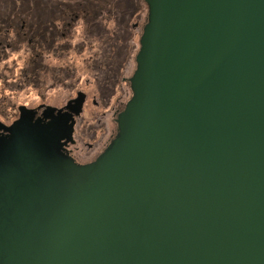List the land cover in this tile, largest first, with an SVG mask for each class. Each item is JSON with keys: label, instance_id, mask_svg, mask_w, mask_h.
Here are the masks:
<instances>
[{"label": "water", "instance_id": "1", "mask_svg": "<svg viewBox=\"0 0 264 264\" xmlns=\"http://www.w3.org/2000/svg\"><path fill=\"white\" fill-rule=\"evenodd\" d=\"M146 2L108 148L0 154V264H264V0Z\"/></svg>", "mask_w": 264, "mask_h": 264}, {"label": "flooded vegetation", "instance_id": "2", "mask_svg": "<svg viewBox=\"0 0 264 264\" xmlns=\"http://www.w3.org/2000/svg\"><path fill=\"white\" fill-rule=\"evenodd\" d=\"M31 2L33 10L28 5L27 10L0 11V154L16 139L35 143L38 136L59 156L86 166L118 135V116L133 94L131 79L148 23V4L146 0ZM80 22L78 33L74 29ZM15 53L22 54L20 61L9 69V55ZM72 54L75 59L67 64ZM77 63L91 75L87 82L92 81L91 96L81 86ZM25 88L38 92L37 102H19L18 93ZM50 91L63 93V99ZM90 101L93 111L86 121Z\"/></svg>", "mask_w": 264, "mask_h": 264}, {"label": "rangeland", "instance_id": "3", "mask_svg": "<svg viewBox=\"0 0 264 264\" xmlns=\"http://www.w3.org/2000/svg\"><path fill=\"white\" fill-rule=\"evenodd\" d=\"M81 1H82V3H84V2H86L88 0H81ZM34 4L35 3L34 2L32 3L31 0H0V11H3V12L11 11L12 9H14V10L15 9L27 10L28 5H30L29 9L33 10ZM37 5H38V9H40V11L43 12V10H44L43 5L40 4V3H37ZM114 26L115 25L113 23L110 24V27H114ZM82 27H83V23L80 22L79 25L75 27L74 31L76 30V32L80 33V31L82 30ZM79 36H80L79 34L76 35L77 39H75L74 42H78ZM21 55H22L21 53H15L14 55H12V54L9 55V57H10L9 63H8L9 69H13V68L17 67V64L20 61ZM87 55L88 54H85L83 56V58H85ZM69 57H67V64L73 63V61L75 59L73 54L70 55ZM51 60L52 61H51L50 65H53L54 64L53 63V58ZM78 64L79 63H77L76 66ZM20 66L22 67V63H20L18 67H20ZM77 67H78V70H79V74L81 75V78H82V82H81L82 85L81 86L83 88H85L88 91V93L90 94L89 96H91V94L93 93L92 86H91L92 85V81L90 80L91 84L87 85V82L89 81L88 79L91 77V75H90L89 72L86 71V67L85 66H82V67L81 66H77ZM55 93L56 92L50 91L49 94L51 96L52 95H54V96L57 95L61 100L63 99V97H64L63 93H61V92H57L56 94ZM67 95H68V93L66 94V96ZM18 97H19V102H27V101H32V100L37 102L38 101V98H37L38 97V92L37 91L33 92V91L28 90L27 88H25L24 91H21V92L18 93ZM90 98L91 97H89V99ZM86 109H87V112L85 113V116H86L85 120L88 121L87 118L91 114V111H93V106L91 104V101L88 102V105H87ZM106 121H107V123H109L110 122V118H107ZM100 146H101L100 142H98V147L100 148ZM80 147L83 149V151L85 153H87V150L85 149V147H83V146H80ZM89 156H93V153L91 152L89 154Z\"/></svg>", "mask_w": 264, "mask_h": 264}]
</instances>
